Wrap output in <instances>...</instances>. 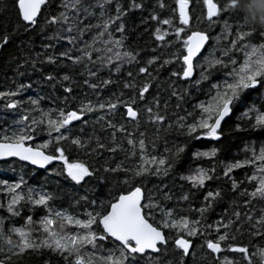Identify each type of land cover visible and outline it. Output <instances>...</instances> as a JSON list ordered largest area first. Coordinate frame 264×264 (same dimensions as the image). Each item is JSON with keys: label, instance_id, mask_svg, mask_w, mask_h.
<instances>
[{"label": "snow or ice", "instance_id": "6c2138e0", "mask_svg": "<svg viewBox=\"0 0 264 264\" xmlns=\"http://www.w3.org/2000/svg\"><path fill=\"white\" fill-rule=\"evenodd\" d=\"M111 2L115 6L114 13L105 11L109 0H93L92 4H84L83 0H61L60 7L63 10L57 15L48 16L45 23L57 24L63 21L70 29H75L73 21L84 17H73L68 10L82 9L85 16H97L100 31L81 46L79 55L61 51L58 53L59 57H67L74 65L80 64L89 58L94 45L99 41L105 46H112L95 48L96 52L112 53L104 58L97 57L101 66L111 63L113 59L118 61L110 72H119L121 63L131 64L136 61L133 51L126 47L122 49L123 34L114 38L108 29L116 21L120 24L116 31L122 33L125 27L122 18L125 13L131 9H143V0H128L127 8L122 7L120 0ZM45 3L46 0H14L18 21L29 28L35 25L38 12ZM200 3L201 0H195L194 3L192 0H174L172 13L161 18L160 11L166 10L169 5L165 0H154L153 8L149 9V16L145 17L146 20L156 22L157 27L152 34L157 41H164L169 32V28L161 29L160 25L170 26L175 39H169L166 46L175 48L178 44L183 52L178 55L173 51L170 57L162 61L163 65L182 61L183 70L172 72L169 79L177 77L183 81L192 77L194 71H198L199 76L194 83L201 85L204 81L209 85L204 99L196 100L191 111L184 109V114L177 115L175 120L169 118L168 100L164 102L163 111L159 107L153 110L151 104L144 109L148 120L157 126L156 140L160 138V129L166 133L175 129L188 139L205 137L215 140L222 134V121L229 116L233 106L244 99L247 92L259 91L264 95V0H250L243 5L241 0H224L222 5L215 0H202L201 14H198L196 5ZM95 6H99L98 13L91 11ZM193 16L202 23L207 22L208 28L217 25L221 28V32L212 38L213 48L200 63H195L193 58L199 59L197 54L206 46L205 42L210 40V35L207 29L194 30ZM222 16L224 19H221ZM85 30V27L80 28L81 32ZM105 34L108 36L107 40L103 39ZM8 39L5 33L0 38V44ZM64 39L73 42L71 36H65ZM56 58L55 55H47L44 60L54 63ZM157 61L158 57H149L144 65L138 68V73L151 76L148 66ZM213 73L219 78L214 79ZM88 75L95 77L96 73L89 71ZM128 75L131 76V73ZM44 79L53 77L49 75ZM62 79L67 81L69 77L65 75ZM109 83L111 81L105 79L99 85L89 86L95 89ZM149 83L150 81L146 80L139 87L141 100L149 90ZM24 87L27 85H17L15 91H0V98L7 100V109L22 108L24 113L18 115L17 120L13 121L11 126H6L3 134H0V159L16 158L40 168L49 165L51 161H58L63 167L62 171L56 174L64 175L66 179L79 185L86 178L93 177L96 170L88 165L86 160L73 159L69 162L66 153L73 148L77 152H85L87 149L85 155L92 157L104 151L120 152L124 159L117 161L114 167L106 161L103 170L118 175L120 178L115 183L124 187L119 188L118 195L102 199L99 204L95 200L88 204L86 197H80L68 207H56L52 204L54 196L47 190L34 187L24 190L25 182L22 177L14 181L0 179V193L3 194L0 196V264H21L25 256H39L42 253L54 254L63 264H142V261L143 264H160L162 254L167 255L169 252L178 253L182 260L184 254L190 251V240L186 237L201 235L205 237L203 246L208 250L204 258H210L213 264H264V245L232 242L236 233L242 230L248 231L252 238L264 240V207L260 208L259 215L255 214V202H264V140L260 141L259 147L245 142L240 150L244 155L243 159L221 162V175L231 181V188L238 191V199L242 204H236L231 212L226 209L215 221L205 224V213L220 197L219 188L204 193L201 207L179 209V212L199 213L196 219H191L187 214H178L176 207H167L154 190L150 189L149 194L145 195L146 186L137 182L146 175L166 177L173 169L172 162L184 151V145L176 146L175 151L166 146L157 155L154 154L157 151L156 140L146 138L144 132L129 130L123 124L105 120V115L113 113L117 105L123 106L128 117L137 119L139 112L133 107L134 100H120L117 97L100 102L82 101L75 109H42L39 106V98L28 97L26 101L13 98ZM123 87L135 89L136 85L125 82ZM168 88L171 96L176 97V108L180 110L181 103L186 102L185 97L189 89L182 88L178 91L171 83ZM64 92L70 94V89L64 88ZM94 112L101 113L96 119L97 123L103 122L100 123L101 129L110 130V135L105 137L108 143L101 142L95 132L87 138L72 134L71 122H79L85 113ZM241 118L245 121L251 120V130L264 129V111L259 110L255 104L245 107L238 119ZM163 121L167 123H161ZM240 127L237 123L236 128ZM41 129L48 135V139L35 146L26 143ZM117 134H120V140L117 139ZM216 155L215 147L193 151L194 160L211 158L212 167L197 164L187 174L181 173L180 179L187 181L193 189L203 188L205 182L210 181L216 174ZM131 161L134 163H128L127 167L122 166ZM248 167L252 172L246 174L244 180L237 181L233 178V170ZM241 183L245 184V187L241 188ZM164 187L163 184L159 185V197H162L163 201H169L171 196L162 191ZM179 199L187 202V193ZM80 201H83L85 206L78 211ZM241 207L246 210L244 213L240 212ZM25 209L27 214H24ZM37 209L43 211L38 218L35 216ZM157 214L159 219H156ZM21 218L22 223H18ZM245 224L249 225V228L244 229ZM165 229L168 230V235L165 234ZM173 232L176 234L174 240L171 235ZM211 236H214V239L208 238ZM170 242L171 249L168 248ZM223 252L234 255H222ZM44 264L51 262L45 260ZM165 264L174 262L168 260Z\"/></svg>", "mask_w": 264, "mask_h": 264}, {"label": "trees", "instance_id": "16d2710c", "mask_svg": "<svg viewBox=\"0 0 264 264\" xmlns=\"http://www.w3.org/2000/svg\"><path fill=\"white\" fill-rule=\"evenodd\" d=\"M84 4H92L93 0H83ZM122 7H128V0H120ZM169 5L166 10L160 11L161 18L172 13L174 8V0H165ZM194 3L195 0H192ZM219 4H223L224 0H215ZM250 2V0H241V5ZM61 0H46V3L42 5L41 10L38 13L37 23L32 27H26L18 21V10L14 7V0H0V38L7 33L9 39L0 44V91L11 90L15 91L17 85H27L20 92L16 93L13 97L19 101H26L28 97L39 98V106L42 109H60L65 110L69 108H78L82 101L91 100L94 102H100L102 100H114L117 97L120 100H134L133 107L138 110L139 116L137 119H132L125 114V109L122 105H117V108L113 113H107L105 120H111L115 124H123L129 130L144 132L146 138L156 140L157 126L148 120L144 109L150 104L153 106V110L159 107L161 111L164 110V102L168 100L169 107L167 112L169 118L176 119L177 115H183L184 109L188 111L192 110V105L196 100L204 99V93L208 89V83L202 81L201 85H196L194 81L198 78L199 72L194 71L193 76L185 78L183 81L177 77H170V74L174 71H182L181 61L177 60L169 65H163L162 61L170 57L173 51H176L178 55H182V50L179 49L177 44L175 48L166 46L169 39H175L171 33L170 26L160 25L161 29L169 28L168 34L165 36L164 41H157L153 36V30L157 27L156 22L150 19H145L149 16V9L154 6V0H143L145 7L143 9H131L125 13V17L122 18L124 23V29L121 32H117L116 29L120 27L119 22L114 21L113 25L109 27L108 31L112 33L114 38H118L123 34L124 41L123 48L133 51L136 55V61L131 64L120 65V71L116 73L110 72V69L116 65L118 61L112 60L111 63L101 66V62L97 61V57L104 58L111 55L108 52H96L95 48L104 49L105 47L111 48V45L105 46L101 42H97L94 45V50L90 52L89 58L80 64H72L67 57H59L58 53L61 51H67L70 55H79L81 46L88 40L92 39L93 35L100 31L99 23L96 15L85 16L83 10L75 11L69 9L68 12L73 17L83 16V19H77L73 21L76 25L75 29H70L67 23L61 21L57 24L45 23L48 16L57 15L58 12L63 9L60 7ZM191 7V4H190ZM202 0L200 4L196 5V11L201 14ZM93 13L100 11L99 6H95L91 9ZM105 11L115 12L114 3L109 0L106 5ZM194 30L207 29L210 40L206 42V46L200 52L199 59H194L195 63H200L204 56L213 48L212 38H215L218 33L221 32L219 25L208 28L207 22H200L193 16ZM221 19H224L222 16ZM20 26L17 27V25ZM178 25V21H177ZM91 26V27H87ZM85 27L86 30L81 32L80 28ZM65 36H71L73 42L70 43L68 39H64ZM103 39L107 40L108 36L103 35ZM47 45V47H45ZM115 49H113V52ZM47 55H55L57 58L54 63H48L44 60ZM158 57V61L148 66V72L151 76L138 73V68L143 66L145 61L151 57ZM93 61H96L93 63ZM202 70V69H201ZM96 73L95 77H90L88 72ZM131 73V76L128 75ZM51 75L53 79L45 80L44 77ZM67 75L69 80L62 79ZM213 78L219 77L213 73ZM109 79L111 83L103 85V87L91 88L89 85L102 83L103 80ZM213 79V82H214ZM88 83H85V81ZM150 81L149 90L146 93L143 100L140 99L139 87L145 82ZM125 82H131L136 85V88H124ZM172 84L178 91L182 88H188L189 92L185 97L184 103H181L180 110L176 108V97L171 96V92L168 88L169 84ZM64 88L70 89V94L64 92ZM97 93L99 95H97ZM153 98H156L155 100ZM63 101V103L61 102ZM7 100L0 98V134H3L6 126H11V123L17 120L18 115H23L22 108L15 110L7 109L5 104ZM250 104H255L257 108L264 111V95L257 92H247L244 99L233 106V110L230 111L229 116L222 121L220 128L221 136L213 140L211 138L198 137L188 139L185 136L180 135L175 129L170 132H164L163 129L159 130V139L156 140L157 151L154 154H159L166 146L172 151H175L176 146L184 145V151L179 154L175 161H173V169L165 176H152L146 175L140 178L137 182L145 185V195L149 194V190L152 189L158 195L167 207H176L178 214H187L191 219H196L199 213L194 211L179 212V209L199 208L203 201L204 193L217 188L220 190V197L216 199L213 206L205 213V224H210L215 221L219 216L225 213L228 209L229 212L235 209L236 204H242V201L238 199V191H234L231 188V181L225 179L221 173L223 171L221 162L235 161L236 159H243L244 155L240 151L243 149L245 142L249 144H255L259 147L261 140H264V129L251 130L249 125L251 120L245 121L244 119H238L241 117L245 107ZM106 112V110H105ZM174 113V114H173ZM38 115V113H37ZM101 115L100 112L85 113L81 116L80 121L71 122L72 134L80 135L87 138L90 134L95 132V135L100 137L101 142L108 143L105 139L106 135H110V130H102L100 123L96 122L97 117ZM254 115V114H253ZM166 124L167 121L161 122ZM240 124V129L236 128V124ZM44 139H48V135L41 131L33 136L31 141L26 143L31 146H35L38 143H42ZM117 139L120 140V134H117ZM110 147L111 145L108 144ZM125 147H127L125 142ZM215 147L217 149V155L215 157V163L218 165L215 176L210 181L205 182V186L199 189H193L187 181L180 179L181 173L187 174L190 169H194L197 164L202 167L211 168L213 160L211 158L193 159L192 152L196 150H207ZM85 152H77L73 148L70 152L66 153V158L71 162L73 159L86 160L87 164L95 169V175L91 178H86L85 181L77 185L65 178L64 175H57V172L62 171V163L55 161L47 168H35L17 159H5L0 161V179L14 181L19 178H23L24 190L28 188L45 189L54 196L52 202L56 207H68L72 201L79 200L80 197H86L88 204H91L93 200L99 204L102 199H108L110 196L119 194V188L124 187L115 183L120 178L116 174L106 173L103 170V164L107 163L114 167L117 161L124 159L123 154L120 152L109 153L104 151L98 156H86ZM128 163L125 162L122 166L127 167ZM55 169L56 171H52ZM252 169L250 167L244 169L233 170L232 176L237 181L244 180L246 174H250ZM165 185L162 189L164 192H168L171 196V200L163 201L162 197H159L161 189L159 185ZM240 187H245V184L241 183ZM113 189H116L115 191ZM187 193V202L180 200L179 198ZM3 194L0 193V196ZM231 205V207H230ZM84 202L80 201L79 211L84 207ZM256 215H259V210L264 207V202H255ZM246 210L241 207L240 212L244 213ZM24 214H27L25 209ZM41 209L35 210V216L38 218L42 215ZM227 219V216L224 217ZM156 219H159L157 214ZM22 223V218L17 221ZM244 229L249 228V225L245 224ZM165 234L168 235V230L165 229ZM233 232L235 228L233 227ZM173 240L175 233H171ZM190 240V251L184 254L183 259H180L178 253L169 252L167 255L162 254L160 264H165L166 261L172 260L174 264H213L211 259H205V254L208 250L203 246L204 236L186 237ZM214 239V236L208 237ZM236 244H252V245H264V240L260 238H252L248 231H241L236 233L235 240L232 241ZM199 246V247H197ZM168 248H172L170 242ZM224 253V252H223ZM222 255H234L226 253ZM45 260H50L51 264H63V261L51 253H42L41 255H28L21 260V264H44ZM143 264V261H142Z\"/></svg>", "mask_w": 264, "mask_h": 264}, {"label": "water", "instance_id": "95a60500", "mask_svg": "<svg viewBox=\"0 0 264 264\" xmlns=\"http://www.w3.org/2000/svg\"><path fill=\"white\" fill-rule=\"evenodd\" d=\"M39 13V12H38ZM207 42V41H206ZM206 42H205V44H206ZM203 50V47H202V49H201V51ZM200 53H198L197 55H199ZM195 58V57H194ZM193 58V59H194ZM190 78V77H189ZM217 139V138H216ZM5 159H10V158H5ZM5 159H0V161L1 160H5ZM13 159H16V158H13ZM53 162H55V161H51L49 164H51V163H53ZM24 163H26V164H28L27 162H24ZM28 165H30V164H28ZM30 166H32V167H35V168H40L39 166H35V165H30ZM49 165H45L44 166V168H46V167H48Z\"/></svg>", "mask_w": 264, "mask_h": 264}, {"label": "rangeland", "instance_id": "374dc122", "mask_svg": "<svg viewBox=\"0 0 264 264\" xmlns=\"http://www.w3.org/2000/svg\"><path fill=\"white\" fill-rule=\"evenodd\" d=\"M218 138H219V137H218ZM218 138H217V139H218ZM215 140H216V139H215ZM226 253H227V252H224L223 254H226ZM226 255H227V254H226Z\"/></svg>", "mask_w": 264, "mask_h": 264}, {"label": "flooded vegetation", "instance_id": "af4514ba", "mask_svg": "<svg viewBox=\"0 0 264 264\" xmlns=\"http://www.w3.org/2000/svg\"><path fill=\"white\" fill-rule=\"evenodd\" d=\"M181 64H182V61H181Z\"/></svg>", "mask_w": 264, "mask_h": 264}]
</instances>
